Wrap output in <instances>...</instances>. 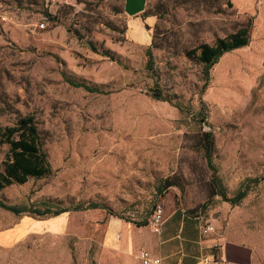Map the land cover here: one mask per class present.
Here are the masks:
<instances>
[{
    "label": "rangeland",
    "instance_id": "1",
    "mask_svg": "<svg viewBox=\"0 0 264 264\" xmlns=\"http://www.w3.org/2000/svg\"><path fill=\"white\" fill-rule=\"evenodd\" d=\"M249 22L250 43L225 53L202 89L204 66L187 52ZM25 115L52 171L0 191L25 210L0 207V264H123L108 222H146L134 246L155 244L157 204L195 219L196 238L210 224L204 238L227 232L264 255V0H145L132 16L125 0H0V127ZM62 209L65 232L26 228Z\"/></svg>",
    "mask_w": 264,
    "mask_h": 264
},
{
    "label": "crops",
    "instance_id": "2",
    "mask_svg": "<svg viewBox=\"0 0 264 264\" xmlns=\"http://www.w3.org/2000/svg\"><path fill=\"white\" fill-rule=\"evenodd\" d=\"M174 218L176 222L172 223L171 220ZM164 219L161 232L156 233V243L143 244V247L141 242L137 243L138 247L134 246L133 234L139 227L147 226H137L121 219H112L107 225V244L112 253L122 252L123 264H141L136 258L139 250H147L154 256L160 257L161 264H196L200 255L212 254L215 243L219 246V254L214 264H264L262 253L243 249L241 241L234 240L227 232L219 239H209L204 238L200 230L196 238V221L185 216L183 212L176 209L166 210ZM27 225L26 228H31V232L62 233L69 228V214L63 212L38 221L32 219ZM123 229L126 237L123 235Z\"/></svg>",
    "mask_w": 264,
    "mask_h": 264
},
{
    "label": "trees",
    "instance_id": "3",
    "mask_svg": "<svg viewBox=\"0 0 264 264\" xmlns=\"http://www.w3.org/2000/svg\"><path fill=\"white\" fill-rule=\"evenodd\" d=\"M252 24L249 22L240 27L237 31L217 38L213 44L202 43L187 52V55L195 57L204 66L205 82L204 89L209 81V71L219 59L227 52L247 46L251 41ZM147 68L152 70L153 56L150 48L147 49ZM153 97L163 99L159 90H153ZM202 147L206 150V159L211 163V150L213 148V138L211 133L205 132L201 138ZM6 144L8 151L6 159L2 162L0 169V191L14 183L23 184L29 178H41L51 173L52 169L48 161L46 152L42 148V140L33 115L19 117L15 124L11 126L0 127V145ZM246 190H239L236 196L231 200L232 204H237L246 196ZM0 207L14 214H20L25 210L8 205L0 201ZM97 208L90 204L88 209ZM82 209V208H77ZM68 210L62 209L56 211L58 215ZM37 215H45L47 212H35ZM137 226H146V222L136 223Z\"/></svg>",
    "mask_w": 264,
    "mask_h": 264
},
{
    "label": "built area",
    "instance_id": "4",
    "mask_svg": "<svg viewBox=\"0 0 264 264\" xmlns=\"http://www.w3.org/2000/svg\"><path fill=\"white\" fill-rule=\"evenodd\" d=\"M164 210L162 205H155L153 212L150 216L149 227L154 233L159 234L161 232L162 225L164 223ZM215 231L214 227L210 224L202 226L201 232L206 235L213 233ZM136 258L141 262V264H161V258L154 256L147 250H139ZM216 260L213 254H202L199 256L196 264H214Z\"/></svg>",
    "mask_w": 264,
    "mask_h": 264
},
{
    "label": "water",
    "instance_id": "5",
    "mask_svg": "<svg viewBox=\"0 0 264 264\" xmlns=\"http://www.w3.org/2000/svg\"><path fill=\"white\" fill-rule=\"evenodd\" d=\"M145 0H125V11L128 15H136L143 11Z\"/></svg>",
    "mask_w": 264,
    "mask_h": 264
}]
</instances>
